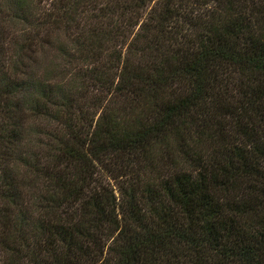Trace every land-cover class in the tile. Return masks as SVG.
I'll return each mask as SVG.
<instances>
[{
    "label": "trees",
    "instance_id": "16d2710c",
    "mask_svg": "<svg viewBox=\"0 0 264 264\" xmlns=\"http://www.w3.org/2000/svg\"><path fill=\"white\" fill-rule=\"evenodd\" d=\"M0 264H264V0H0Z\"/></svg>",
    "mask_w": 264,
    "mask_h": 264
},
{
    "label": "rangeland",
    "instance_id": "374dc122",
    "mask_svg": "<svg viewBox=\"0 0 264 264\" xmlns=\"http://www.w3.org/2000/svg\"><path fill=\"white\" fill-rule=\"evenodd\" d=\"M102 182H107L108 184H109V187H111L112 188V190H113V192H114V194L115 195H117V193H116V190H115V182H116V178L115 179H113V178H110V177H102Z\"/></svg>",
    "mask_w": 264,
    "mask_h": 264
}]
</instances>
